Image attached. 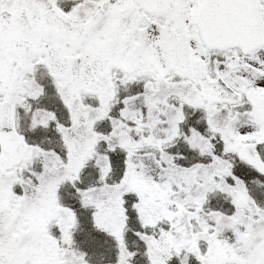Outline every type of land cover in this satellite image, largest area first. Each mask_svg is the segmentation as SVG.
<instances>
[{"label": "snow or ice", "instance_id": "snow-or-ice-1", "mask_svg": "<svg viewBox=\"0 0 264 264\" xmlns=\"http://www.w3.org/2000/svg\"><path fill=\"white\" fill-rule=\"evenodd\" d=\"M0 264H264V0H0Z\"/></svg>", "mask_w": 264, "mask_h": 264}]
</instances>
